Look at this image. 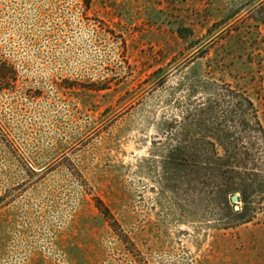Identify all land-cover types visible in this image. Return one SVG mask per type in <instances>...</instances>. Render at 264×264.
<instances>
[{
    "label": "rangeland",
    "instance_id": "374dc122",
    "mask_svg": "<svg viewBox=\"0 0 264 264\" xmlns=\"http://www.w3.org/2000/svg\"><path fill=\"white\" fill-rule=\"evenodd\" d=\"M0 47V264H264V0H0ZM249 151L239 219L185 158Z\"/></svg>",
    "mask_w": 264,
    "mask_h": 264
},
{
    "label": "trees",
    "instance_id": "16d2710c",
    "mask_svg": "<svg viewBox=\"0 0 264 264\" xmlns=\"http://www.w3.org/2000/svg\"><path fill=\"white\" fill-rule=\"evenodd\" d=\"M19 84L18 71L12 60L3 53L0 47V94L4 92L16 91ZM248 105L252 108L253 105L250 101H247ZM0 126V132L2 131ZM263 133V132H262ZM264 135V134H263ZM264 153V151H263ZM199 155L188 152L185 158V167L190 170V174L198 176L200 184L206 185L205 178L208 175L212 176L214 189L219 194L235 195L239 193L242 197V202L246 205L248 201L249 189L252 187L254 180L253 177L257 176V166L254 164V155L251 152L240 153L243 156L241 162L216 164L215 166L201 163L197 159ZM239 157V156H238ZM237 157V158H238ZM236 158V159H237ZM264 159V157H263ZM26 175H36L35 169L37 166L34 162H26ZM264 173V169L261 170ZM195 180V179H194ZM197 180V179H196ZM195 180V181H196ZM261 193L264 195V180L262 181ZM232 214L237 215L239 219L244 217V209L240 210L232 209Z\"/></svg>",
    "mask_w": 264,
    "mask_h": 264
},
{
    "label": "water",
    "instance_id": "95a60500",
    "mask_svg": "<svg viewBox=\"0 0 264 264\" xmlns=\"http://www.w3.org/2000/svg\"><path fill=\"white\" fill-rule=\"evenodd\" d=\"M239 202H240L239 195L235 194L231 196V203L235 205V210L237 211L240 209L238 206Z\"/></svg>",
    "mask_w": 264,
    "mask_h": 264
}]
</instances>
